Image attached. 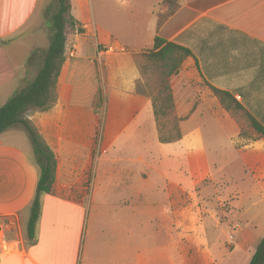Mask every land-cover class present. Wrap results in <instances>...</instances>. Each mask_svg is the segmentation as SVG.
I'll return each instance as SVG.
<instances>
[{"label": "crops", "instance_id": "0c3cea01", "mask_svg": "<svg viewBox=\"0 0 264 264\" xmlns=\"http://www.w3.org/2000/svg\"><path fill=\"white\" fill-rule=\"evenodd\" d=\"M96 1H107L117 10L134 12L135 26L131 34L144 41V45H128L101 25L91 27L89 22L82 23V32L92 36L94 43L74 45L76 50H70L67 58L69 48L66 44L65 61L57 78L56 103L47 111L30 108L22 115V119L42 136L57 160L54 194L40 196V216L32 245H27L26 226L39 167L31 143L28 149H22L0 138V232L8 246L7 251L0 252V264H229L232 260H216L212 254L202 253L198 248L201 245L196 244L192 236L184 237L180 232L185 229L186 205L192 209L191 190L196 191L199 221L207 214L215 219V228L221 223L205 203L208 201L206 180L211 176L205 171L209 169L208 159L200 145L199 128L187 132L182 129L183 122L196 116L203 106L202 102L195 105L190 84L171 83L176 115L187 118L180 123L181 139L166 143H180L185 158L179 161V158L166 157L163 165L167 171L177 170L181 174L187 168L190 176H164L163 194L160 199L158 196L152 199V194L148 198L147 191H154L157 184L143 173V188L136 191L132 199L112 204L109 209L103 207L91 215V222L88 208L93 194L91 182L100 155L92 166L90 137L93 134H90L87 116L89 96L94 93L96 58L102 85L106 76L108 87L121 91V98L117 100L130 101L131 96L126 93L135 92L136 81L140 78L134 55L151 49L154 37L158 36L192 53V57L183 61L181 74L185 69L193 70L208 86L229 92L264 128V0H184L173 13H169L170 5L166 0ZM69 2L71 4V0ZM86 2L90 4L92 0ZM45 3L46 0H0V105L19 86L32 50L48 45V40L46 44L37 41L39 34L44 32L40 23ZM35 66L37 70L39 62ZM78 88L79 92H75ZM148 105L151 107L150 101L142 99L141 107L113 132L111 143L101 154L112 147L115 150L117 143L128 149L121 151L125 154L136 148V139L131 138L142 127L141 113ZM228 120L237 127L234 120ZM152 122L151 131L157 134L154 116ZM11 128L20 129L16 125ZM121 136L132 137L126 141L120 140ZM142 146L145 150L146 140ZM234 152L239 164L226 167L242 170L231 179L237 193L235 200L240 201L251 191L264 193V140L260 138L240 149L234 148ZM137 159L146 163L144 155ZM90 169L86 196H64L67 190L85 182ZM243 169L254 172L251 180L243 176ZM234 202L230 201L224 215L232 212ZM143 226L150 227L151 240L141 239L140 243L138 230L142 232ZM195 228L203 231L204 226L199 224ZM235 228L242 233L246 231L241 226ZM192 229L188 227L189 231ZM230 237L233 242L234 237L231 234ZM260 239L253 241L243 234L239 250L244 252L248 247L245 264ZM251 243L254 245L250 246ZM194 249H197L196 254L192 253ZM171 251L176 252L179 260H172ZM234 264H244V260H234Z\"/></svg>", "mask_w": 264, "mask_h": 264}, {"label": "rangeland", "instance_id": "374dc122", "mask_svg": "<svg viewBox=\"0 0 264 264\" xmlns=\"http://www.w3.org/2000/svg\"><path fill=\"white\" fill-rule=\"evenodd\" d=\"M166 1H168V4L170 5L169 13H173L178 5L184 2V0ZM45 4L44 9L42 10L40 23L41 31L44 32L39 34L37 40L38 42L41 40L43 44L47 43L49 37L45 22L48 19L49 14L54 10L56 1L46 0ZM69 15L78 24L73 27H71L70 24H66L65 26L66 44L69 48L66 58L70 55V50H76L74 45L80 46L81 43L83 45L94 43V38L92 36H88L85 31L81 33L77 31L78 26L82 23L89 22L91 27H96L97 25L100 27L101 25L103 28L113 33L117 38H120L122 41L128 43V45H144V41L137 40L138 38L135 39V37L131 34L132 29L135 26L134 18H132L135 17V13H132L128 9L117 10L112 7V3H108L107 1L102 3L101 1L92 0L89 4L86 0H71ZM100 46L102 47L103 45ZM90 48L91 47H88V49ZM94 61L96 62L94 67L96 82L92 84L94 87V93L92 96H89L90 104L88 105L87 114L89 119L90 134H93L90 138H95V142L90 141V146L92 148L90 163H92V166L94 165L96 157H98V155L100 156L97 169L95 164V171L93 172L91 182L90 192H93V194L88 207L90 211V222L91 215L101 211L103 207L109 209L108 206H112V204H121L123 201L132 199L136 191L138 192L141 188H143L141 178L143 173H146L147 178L157 184L154 191H147L148 198H151L152 194V199H155L157 196L160 199V196L163 194L164 176H190L189 169L187 168L181 174V172H177V170L169 172L163 166L167 159L166 157L179 158L180 161L182 158H185V154L182 153L183 148L180 143L164 144L158 141L155 131H151L153 115H151L152 111L149 105L147 109L141 113L143 125L140 129H138V132L134 133V137L121 136L120 138V140L124 139L126 141H129L130 137H132L131 139L133 140L136 139V144H134L136 148L131 150L132 152L130 154H125L121 151L128 149L120 147V144L117 143L115 150L112 147L108 149L107 153L101 154L102 150L107 148V146L111 143V141L106 142V147L102 149V140L100 136L103 128L102 123L104 122V111L106 109L105 103L107 101L108 104L109 99L110 102H116L118 97H120L121 91L117 88L108 87V84H106V76V82L102 85L97 67L98 60L95 58ZM37 62H39L40 65V61ZM35 70L36 66L33 67V71ZM181 73L182 69L177 75L170 78V86L172 81L174 82V85L179 82L182 83V81L187 82L192 87L189 91L192 92V99L196 101L195 105L199 102L203 103V106L200 107L196 116H193L189 121L186 120L183 122L182 129L187 132L194 127L199 128L200 145L204 148L206 158L208 159L209 169L205 171L210 174V179H212L214 184H210L211 180L208 177L206 180L208 183L206 185L208 189V201L205 203L208 210L215 213L217 220H220L221 223H219V226L215 228V219H212L207 214H203V221H199V208L198 205H196V191L191 190V193L193 194L191 201L192 209H189L188 205H186L185 211L183 212V217L186 220L185 226L183 227L185 229L184 232L182 229L180 232L184 235V237L192 236L195 243L201 245L198 246L201 252L212 254L216 260H232L229 264H234V260H244L245 264L248 257V254H246L248 247H245L246 249L244 248V252L240 251L239 247L241 245L239 243L243 234L244 238L247 236V238L249 237L253 241L263 237L264 193L260 194L259 192L254 193L251 191L246 193L245 196L243 195L240 201H236L235 194L237 193L233 190L234 188L231 179L233 176H236V173H239L242 170L228 168L226 166L227 164L229 167H231V164L232 166L239 164L234 148L240 149L241 147L250 144L252 141L259 140L260 138L264 140V134H260L255 130V128L251 125V120L243 112L239 110H226L212 92L211 87L208 86L196 72L185 69L184 74ZM142 78L143 76L140 73V78L136 81V83L141 81ZM98 89L100 90V95L97 93ZM77 91L79 92V88L75 89V92ZM133 93L134 92H127L126 94L129 96ZM98 97H101V99L98 100ZM74 98H77V96ZM112 107V111L114 112L118 105L111 103L110 108ZM174 115L177 116L176 108ZM228 118L232 121L234 120L237 129L230 124ZM16 128L20 129H13L11 127L8 128L2 132L0 138L6 143L16 144L22 149H28L30 141L24 127L21 124H17ZM233 133L235 134L233 135ZM144 140L147 142L145 150L142 148ZM125 145L129 144L126 143ZM139 155L145 156V164L138 161L137 157ZM243 170V176L247 177L248 181L251 180L254 172L250 169ZM89 177L91 178V169ZM249 187L253 188L252 185H249ZM256 190L260 191L259 187H256ZM226 191L228 192V195H225L224 197ZM79 192V189L72 188L70 191L67 190L66 193H63V195L68 197H77L76 194L80 195ZM217 196L220 197V199L217 198ZM141 198L144 200L143 197ZM232 199L235 201L234 208L229 215H224V210L229 209L230 201ZM225 216L226 218L223 219ZM199 224L204 226L203 231L195 228ZM236 226H241L246 229V231L244 233L239 232L238 229L235 228ZM188 227H192L193 229L189 231ZM145 234L146 236L144 237ZM230 234L234 237L233 242ZM153 237L155 238L156 236L153 235ZM141 239H146V242L151 240L149 226H143L142 232L141 230H138L137 240L140 243L142 241ZM253 245L254 243H251L250 246ZM194 251L195 252L192 253L196 254L197 249H194ZM170 255L172 260H179L175 251L169 252V256Z\"/></svg>", "mask_w": 264, "mask_h": 264}, {"label": "trees", "instance_id": "16d2710c", "mask_svg": "<svg viewBox=\"0 0 264 264\" xmlns=\"http://www.w3.org/2000/svg\"><path fill=\"white\" fill-rule=\"evenodd\" d=\"M54 10L49 14L45 24L49 33L48 45L46 48H35L32 50L26 64L24 75L20 79L19 86L0 105V133L10 127L21 124L32 145L34 160L39 167L36 192L30 206V213L27 221V245L34 244L36 240V223L40 216V196L42 194H54L53 183L57 160L52 149L47 145L42 136L34 129L28 121L22 119V115L30 108L39 111H47L54 106L57 99V78L60 69L65 61V26L71 27L78 23L69 15V0H55ZM66 15V16H65ZM77 31L82 32L78 26ZM192 57V53L186 47L175 42L155 36L151 49L135 56L143 78L135 86V92L130 101H118L116 110L113 112L110 99L105 103L104 122L101 142L102 149L117 131L142 105V99H149L152 113L155 120L157 139L160 143H174L181 139L182 133L180 123L185 117L174 115L175 104L170 86V78L179 73L183 61ZM37 61H40L39 68L33 71ZM212 92L218 98L226 110H239L250 120L251 125L260 134H264V128L241 106L233 96L224 90L211 87ZM99 95L100 90L97 92ZM98 95V96H99ZM101 97H98L100 100ZM119 102V103H118ZM135 105V106H134ZM125 111L124 113H121ZM124 116L122 117L121 115ZM95 142V138H90ZM95 145V144H94ZM101 149V150H102ZM90 177H88L79 189L80 196H86L89 191ZM248 264H264V235L260 239Z\"/></svg>", "mask_w": 264, "mask_h": 264}, {"label": "built area", "instance_id": "2783aa9c", "mask_svg": "<svg viewBox=\"0 0 264 264\" xmlns=\"http://www.w3.org/2000/svg\"><path fill=\"white\" fill-rule=\"evenodd\" d=\"M7 243L5 242V239L3 237V233L0 232V252L7 251Z\"/></svg>", "mask_w": 264, "mask_h": 264}]
</instances>
